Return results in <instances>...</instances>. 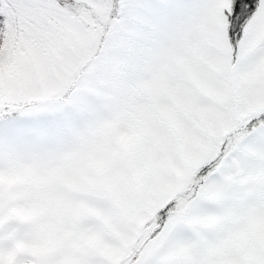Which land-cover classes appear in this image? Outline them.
<instances>
[{
    "label": "snow or ice",
    "instance_id": "obj_1",
    "mask_svg": "<svg viewBox=\"0 0 264 264\" xmlns=\"http://www.w3.org/2000/svg\"><path fill=\"white\" fill-rule=\"evenodd\" d=\"M6 224L0 264H264V0H0Z\"/></svg>",
    "mask_w": 264,
    "mask_h": 264
},
{
    "label": "rangeland",
    "instance_id": "obj_2",
    "mask_svg": "<svg viewBox=\"0 0 264 264\" xmlns=\"http://www.w3.org/2000/svg\"><path fill=\"white\" fill-rule=\"evenodd\" d=\"M14 227V225L6 224L3 227H0V237H4L7 235V233L11 230V228ZM24 229H21L20 236L23 235ZM10 242L0 240V245L7 246Z\"/></svg>",
    "mask_w": 264,
    "mask_h": 264
}]
</instances>
